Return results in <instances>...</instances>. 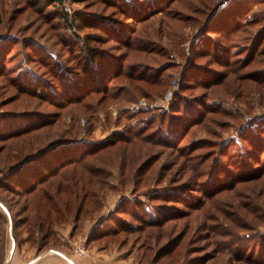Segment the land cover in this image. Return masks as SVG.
Returning a JSON list of instances; mask_svg holds the SVG:
<instances>
[{
    "label": "rangeland",
    "instance_id": "1",
    "mask_svg": "<svg viewBox=\"0 0 264 264\" xmlns=\"http://www.w3.org/2000/svg\"><path fill=\"white\" fill-rule=\"evenodd\" d=\"M200 1L175 0L169 7L166 3L163 11L151 15L149 19L135 21L122 14L115 2L110 0H65L61 6L48 5L37 0H0V119L9 111H42L57 117L55 125L43 127L39 133L34 132L8 140L0 139V179L17 156H22L36 147L35 142H46V137L57 136L60 130L73 127V131L78 130L77 137L88 135L92 140L108 139L118 134H133L136 129L141 128L142 122H133L132 109L138 105H148L156 110L167 109L174 91L177 90L178 83L174 84L173 81L178 82L180 72L191 60L204 68L200 77L206 73L212 80L216 75L206 70H223L222 67L209 63L208 56L191 58L189 53L193 48H212L214 39L218 38L226 45L231 44L233 60L242 58L246 54L242 49L243 44H250L251 39L244 37L245 33H237L236 36L228 38L229 40L219 39L217 34L209 36L204 33V29L200 27L204 16L194 11L198 6H202ZM221 1L211 0V6L215 4L217 8ZM252 3L241 18H253L259 14L260 9L263 8L264 11V1L257 0ZM63 8L71 17L75 11L87 14L88 20L95 22L97 26L101 24L100 27L104 25L111 34L115 31V23L125 26L124 30L129 32V38L133 40L131 48L141 50L128 51L129 47H125L123 42L117 43L115 39L108 37L97 40L96 36L100 31L95 27L79 24L75 32H70L71 28L64 26L57 15ZM200 8L199 10H202V7ZM258 24L259 22L249 25L248 32H252ZM91 25L94 24L90 23ZM75 34L84 39L87 46L99 48L114 57L119 55L125 70L152 74L154 81L158 76L165 77L170 86L165 91L156 92L157 86L146 85L147 91L143 93L148 95L149 92L148 97L130 88V95H134L132 100H126L128 95L122 90L118 100L105 98L88 110L83 103L96 102L99 94L88 97L83 103L57 107L38 95L19 91L13 84L12 76H26L29 71L48 82L57 83L59 75L56 76L54 71L50 73L49 65L43 64L42 59L45 62L48 54L52 56V53L46 52L44 48L56 53V59H59L62 65L70 67L71 70L78 69V57L73 49L79 48L73 38L76 37ZM142 36L144 39L141 41L135 39L140 40ZM254 50L256 56L251 53L254 61L244 68L237 69L236 74L227 75L219 83L202 87L196 82L193 87L181 88L180 96L187 99V116L196 115L205 108L204 114L208 119H204L200 124H193L187 134L174 141L177 146L167 147L156 142V138L166 137L160 133L153 134L152 129H145L140 135L149 139L148 142H140L136 146L121 144L122 149L115 153V165L112 166L109 185L104 188L98 201V209L84 214L76 229H72V223L56 227L53 237L49 240L52 244L48 248L38 250L34 243L36 234H29L27 227L13 226L6 207L11 205L12 209L16 210V196L0 188V264H23L37 254L55 252V249H63L77 256H94L97 259L105 256L110 258L117 249L127 254H135L138 260L145 248L140 247V241L135 240L137 233H119L117 236L92 241L88 237L94 226L114 213L120 218L119 222L135 225L139 222L137 214L147 218L156 215L158 208L188 214V206H198L201 203L199 210L169 221L164 229L160 228L164 230V237L159 244L165 242V235L168 238L175 234L172 232L181 231L184 232L182 241L184 240L189 250L185 264H200L203 257L209 256L215 257L205 264H222L219 260L224 255L231 264H264V175L250 179L264 172V126L258 123L264 116V80H260L264 78V55L259 51L260 48ZM193 70V67L188 69L186 78L197 73ZM244 72L245 77L241 75ZM246 72L251 73L246 75ZM106 82L111 86L110 90L115 92L119 84L126 82V79L113 78ZM176 102L180 103L181 100ZM124 108H128V111L125 112ZM156 120L153 123H156ZM0 132H4L1 126ZM247 132L252 141L261 142V148L257 151L259 160L248 161L246 157L245 151L249 141L243 139L242 135ZM256 132H259L258 138ZM172 140L174 139H170V142L173 143ZM205 141L211 145L200 146ZM179 146L189 147L187 152L194 156L191 162L197 164L198 172H203V175L198 173L195 179H190L193 171L181 164L182 158L178 157ZM227 158H231L233 162L246 163L245 167L234 168L227 165ZM146 160L150 163L154 161L151 165L152 171L150 167L145 174L146 179L148 175L151 176L149 181L140 182L138 186L119 181V176L122 177L121 165L127 166L130 162L132 166H138ZM226 167L230 169L225 170ZM235 178L242 180L235 181L230 189H224L215 195L211 193L217 184H228ZM204 191H210L212 198L207 197L208 192ZM121 198L124 199L120 201ZM175 198H182L184 203L176 202ZM223 216H226V219ZM145 230L158 231L155 227H147ZM122 238L126 239L121 242ZM52 241H56L55 244ZM79 248L83 249L81 253L78 252ZM236 254L249 255L252 261L245 258L234 261ZM196 256H200V259H196ZM145 262L142 264H150ZM168 264L175 263L171 260Z\"/></svg>",
    "mask_w": 264,
    "mask_h": 264
},
{
    "label": "trees",
    "instance_id": "2",
    "mask_svg": "<svg viewBox=\"0 0 264 264\" xmlns=\"http://www.w3.org/2000/svg\"><path fill=\"white\" fill-rule=\"evenodd\" d=\"M37 1H44L48 5L61 6L64 4L65 0ZM110 1L115 2V6L119 8L122 14L127 15L128 18L135 21H142L149 19L151 15L163 11L166 3H168L169 7L175 0ZM252 1L256 2L257 0H251L249 2L248 0H227V3L221 8H216L215 4L211 6L213 4V2L211 4V0H201L199 2V4L203 3L202 6H198V9L196 8L197 10L194 11L204 16L200 22V27L204 29V33H207L209 36L217 34L220 37L219 39H228L236 36L237 33H245L244 37L251 39L250 44H243L244 47L242 49L246 51V54L242 58L233 60L231 44L226 45L221 40H218V38L214 39L215 41H213L212 48H204V50L202 46H198L195 49L193 48L189 53L191 58L196 59L198 57L208 56L209 63L217 67H222L223 70H206L212 71L213 74L216 75L212 77V80L206 73H204V76L200 77L201 74L203 75L202 70L204 68L201 64L199 67L198 64L191 60L180 72L177 90L174 91L171 103L167 109L156 110L150 108L148 105H138L132 109L131 117H134L133 122H142L141 128L136 129L133 134H118L108 139L92 140L88 138V135L77 137L76 134L78 130L75 129L73 131V127H69L68 129L60 130V135L57 134V136H51L50 138L46 137L48 138L46 142H35V144H37L36 147L33 149L31 148L22 156H17L15 160L10 163L4 171L3 178L0 179V188L9 192L12 196H16V201L14 202L16 210H13L12 206L8 205L6 207L8 210L7 214L13 226L15 225L14 227H27L26 230L29 234L37 235L34 236V243L38 250L48 248L52 244L49 240L51 236L53 237L56 227L66 223H72V229H76L78 225L81 224L84 214L98 209V201L102 197L104 188L109 185L110 177L112 176V166L115 165V153L122 149L121 144L136 146L138 145L137 143L148 142L149 139L140 135L145 129H152L153 134L160 133L166 137L165 139L156 138V142L167 145V147H174L177 146L174 141L176 139L180 140L183 135L187 134L189 128L193 124H200L204 119H208L204 114L205 108L196 115L187 116L189 114V110L186 109L185 105L187 99L180 96V90L183 86L185 88L193 87L195 85L194 83L198 82L200 86L208 87L210 83H219L227 75L236 74L237 69L244 68L248 66L250 62L254 61L253 55L251 54L253 52L256 56V50H254V48H260L259 51L264 55L263 8L260 9L259 14L253 18H241L242 15L250 9ZM200 7H202V10H199L201 9ZM57 15L64 26L71 28L70 32H75V28H77L79 24H82L84 27H95V29L100 31L96 36L97 40L108 37L109 39H115L117 43L123 42L125 47H129L127 48L129 49L128 51L134 50L138 52L141 50L140 48H131L133 46V44H131L133 40L129 38V32L124 30L125 26H120L115 23V31H112L111 34L104 25L100 27L101 24H98L99 26H97L95 22L88 20L87 14L80 11H75L74 16L71 17L67 10L63 8ZM258 22V27L252 32H248L247 27ZM90 23L96 26H90ZM75 35L76 37H73V35L72 37L74 41L78 43L79 48L73 49H75L74 54L78 57V69L71 70L70 67L67 68L68 66L62 65L60 60L56 59V53L48 48H44L46 52L49 51L52 53V56L48 54L45 62L44 59H42L43 64L49 65L50 73L54 71L56 76L59 75L57 83L48 82L45 78L29 71L30 73L26 76L22 75L16 78L12 76L14 79L13 84L17 86L18 90L38 95L57 107H64L73 103H83L88 97L99 94L96 102L83 103V106L88 110L92 108L93 105L99 104L105 98H115V100H118L122 90H125L124 92L128 95L126 100H132L134 99V95H130L132 92L130 88L141 93L142 96L148 97L149 92L148 95L143 93L147 91L145 88L146 85L157 86V88H155L156 92L165 91L167 87L170 86L165 80V77L158 76L159 78L157 77L154 81L152 74H139L134 73L132 70H125L119 55H115L114 57L106 54L105 51L99 48L87 46L84 39L77 34ZM135 39L141 41L144 37L142 36L140 40L139 38ZM202 39L205 40L203 37ZM32 50L34 51L33 48ZM192 67L194 69L193 71L197 73L194 76L186 78L188 69ZM1 73L0 71V74ZM249 73L251 72H246V75ZM241 75L245 77V72ZM113 78H115V80L121 78L126 79V82H121L119 84L115 92L110 90L111 86L106 82ZM207 78L209 80H207ZM39 79H41L44 84L42 81H37ZM260 80L263 81L264 78H260ZM188 84L191 85L188 86ZM178 99L181 100L180 103L176 102ZM127 109L128 108H124L125 112L128 111ZM154 120H156V123H153ZM56 121L57 117L54 115H47L42 111L5 112L2 115V119H0V126L4 130V132H0V139L8 140L34 132L39 133L40 129L43 127L55 125ZM258 123L264 126V116ZM83 131L86 133L84 128ZM258 133L259 132L255 133L256 136ZM248 135V132L242 135L243 139L249 141L245 151L246 157L248 161L250 159L259 160L257 151L261 148V142L252 141V138ZM170 139H174L172 140L173 143L170 142ZM226 142L227 141H225V143ZM202 143L203 144L200 145L202 147H204L205 144H210L206 141ZM198 146L194 147L197 148ZM187 148L189 147L179 146L178 157L182 158V165L193 171L190 179H195L198 173L199 175H203V172H198L197 164H192L191 159H193L194 156H190L191 152H187ZM151 155H149V157ZM200 158L201 157H199V159ZM202 160L204 161L205 158ZM225 162L227 165H232L234 168L238 166L245 167L246 164L240 161L233 162L231 158H227ZM153 163L146 160L138 166H132L130 162L127 166L125 164L121 165L120 175L122 177L120 178L119 176V181L132 183L133 186L140 185V182L145 183L147 180L149 181L151 176L148 175L149 177L146 179L145 174L150 170V167L152 171L151 165ZM229 169L230 168L227 167L225 168V170ZM262 175H264V172L250 179L261 177ZM241 180L235 178L228 184H217L214 187V192L211 193L215 195L224 189H230L234 186L233 183H235V181L238 182ZM204 192H208L207 197L212 198L213 195L210 194V191ZM123 199L124 198H121L120 201ZM175 201L184 203L182 198H175ZM10 202L13 203V201ZM201 206L202 203L198 206L191 204L187 207V209H189L188 214H185V212L179 213L180 211H172L173 209L169 210L166 208H158L156 215H150L147 218L137 214L138 216H136V218H138L139 222L135 225L119 222L120 218H118L117 215L115 216L114 213L108 216L104 221L97 223L88 239L98 241L105 237L117 236L119 233H137L135 240L140 241V247L145 248L140 256H138V264H142L145 261L150 262V264H168L171 260L175 264H185L189 250L186 248L184 240L182 241V234H184V232H172L175 234H172L168 238L165 235V242L159 244V241L164 237V230L160 228L164 229V226L169 221L192 214V212L199 210ZM146 214L148 213L146 212ZM223 217L225 218L226 216ZM147 227H155L158 231H146L145 228ZM165 233H167V229ZM123 239L126 238H122L120 241L122 242ZM54 240L56 239L54 238ZM55 242L56 241H54L53 244H55ZM262 255L264 258V252ZM196 257V259H200V256ZM214 257H203L200 264H205L206 261L210 258L214 259ZM235 257L237 258L234 259V261H238L241 258L252 261L249 255L237 256L236 254ZM220 258L219 261H221L222 264H231L226 255ZM188 262H190L189 259Z\"/></svg>",
    "mask_w": 264,
    "mask_h": 264
},
{
    "label": "crops",
    "instance_id": "3",
    "mask_svg": "<svg viewBox=\"0 0 264 264\" xmlns=\"http://www.w3.org/2000/svg\"><path fill=\"white\" fill-rule=\"evenodd\" d=\"M137 264L136 256L132 253H125L122 250H115L110 258L97 259L94 256H77L65 252L63 249H55L43 254H37L35 257L28 259L23 264Z\"/></svg>",
    "mask_w": 264,
    "mask_h": 264
},
{
    "label": "water",
    "instance_id": "4",
    "mask_svg": "<svg viewBox=\"0 0 264 264\" xmlns=\"http://www.w3.org/2000/svg\"><path fill=\"white\" fill-rule=\"evenodd\" d=\"M224 4H225V0H222V1L220 2V4L217 6V8L222 7Z\"/></svg>",
    "mask_w": 264,
    "mask_h": 264
},
{
    "label": "built area",
    "instance_id": "5",
    "mask_svg": "<svg viewBox=\"0 0 264 264\" xmlns=\"http://www.w3.org/2000/svg\"><path fill=\"white\" fill-rule=\"evenodd\" d=\"M173 83L176 84V83H177V80H174ZM82 251H83L82 248H79V249H78V252H79V253H81Z\"/></svg>",
    "mask_w": 264,
    "mask_h": 264
}]
</instances>
